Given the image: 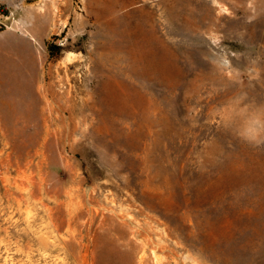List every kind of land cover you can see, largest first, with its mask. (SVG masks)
<instances>
[{"label":"rangeland","instance_id":"1","mask_svg":"<svg viewBox=\"0 0 264 264\" xmlns=\"http://www.w3.org/2000/svg\"><path fill=\"white\" fill-rule=\"evenodd\" d=\"M0 264H264V0H0Z\"/></svg>","mask_w":264,"mask_h":264},{"label":"bare ground","instance_id":"2","mask_svg":"<svg viewBox=\"0 0 264 264\" xmlns=\"http://www.w3.org/2000/svg\"><path fill=\"white\" fill-rule=\"evenodd\" d=\"M23 4H24V3H23ZM65 7H66V6H65ZM32 62H36V61H32ZM37 68H38V67H36V66L30 64V67H29V69H30V73H32V74L35 73L36 70H37Z\"/></svg>","mask_w":264,"mask_h":264}]
</instances>
